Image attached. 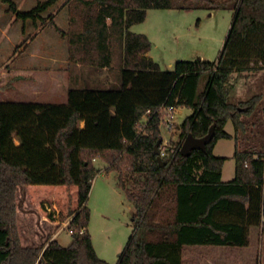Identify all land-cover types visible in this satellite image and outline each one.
Listing matches in <instances>:
<instances>
[{
	"label": "trees",
	"instance_id": "16d2710c",
	"mask_svg": "<svg viewBox=\"0 0 264 264\" xmlns=\"http://www.w3.org/2000/svg\"><path fill=\"white\" fill-rule=\"evenodd\" d=\"M0 1L16 20L35 25L60 0L27 11ZM72 7L82 10L79 32L75 21L68 32L48 24L70 38L72 59L95 68L110 67L112 42L123 41L122 83L70 88L66 103L0 101V264H110L97 255L89 231L98 158L119 173L118 186L135 209L117 264H183L186 247H248L250 229L264 228V148L238 136L247 133L244 118L261 97L230 99L233 73L256 69L248 65L254 55L239 52V44L254 39L264 68V0H76ZM193 8L235 13L224 52L218 63L177 61L163 70L146 55L150 38L131 28L151 9ZM163 106L193 110L165 164L155 153L163 142ZM229 121L235 136L225 130ZM212 128L205 150L182 155L188 135L204 138ZM220 139L236 142V177L229 182H222L227 158L214 155ZM65 223L72 231L67 247L54 238Z\"/></svg>",
	"mask_w": 264,
	"mask_h": 264
},
{
	"label": "rangeland",
	"instance_id": "374dc122",
	"mask_svg": "<svg viewBox=\"0 0 264 264\" xmlns=\"http://www.w3.org/2000/svg\"><path fill=\"white\" fill-rule=\"evenodd\" d=\"M13 1L19 10L27 11L34 8L38 2L46 0ZM75 1L60 0L44 12L43 20H39L35 25L32 21L25 23L16 20L13 22L16 17L9 12V5L0 1V101L67 102V99L62 98L63 93L59 86L70 84L68 81L69 72L83 74L87 70L86 67L89 66L82 64V69H80L81 67L77 68L76 65H73L78 63L76 59L72 60L70 64L65 61L60 62L67 56L70 38L62 36L56 27L50 26L48 23L53 20L55 13L63 8H68L72 15L71 22L77 23L72 30L79 32L83 26L82 10L75 9L76 11H73L74 9H71ZM234 14L230 10H217L212 13L204 8L151 9L148 11L147 19L143 23L134 25L133 29L149 33L153 43L150 54L164 70H173V64L177 61L203 59L218 63L225 49ZM66 22H63V15L59 16V26L69 31L71 23L68 25ZM39 34L40 36H38ZM254 44V39H251L238 46L239 52L244 54L249 52L252 56L254 55L248 65L256 66V69L239 68L233 73H236L237 77L245 79L247 83L246 85L242 84L243 88L240 87V91L236 90L239 87L236 86L230 101L239 103L247 101L255 95H260L261 100L254 114L244 118L247 122L245 128L247 133L240 132L238 140L244 144L258 143L264 148V68H260L258 65L260 61L256 57L257 51ZM111 50L116 55L115 66L119 68L122 52L124 54L123 41L115 39L112 42ZM60 74L65 76V82L61 80ZM82 76L83 82L79 85L83 87L103 86L100 83L92 84L84 79V74ZM112 79L114 83L109 87L121 86L120 71L118 74L114 73ZM206 82L207 80L204 81L203 86ZM189 113L190 110L186 108L177 110L176 125L170 133L163 127V124H160V129L163 128V133L161 130L163 140L168 139L174 146L178 143L181 125ZM144 127L145 122L143 121L139 125L140 132H144ZM227 128H230L229 130L236 135L232 121L228 122ZM16 143L19 144L17 140ZM234 145L235 140L232 142L223 140L219 143L216 152L218 155H232L235 151ZM94 164L100 171L93 182L88 200L91 210L89 231L99 258L110 264H117L119 256L123 253L134 231L132 216L135 209L126 194L117 185L119 173L108 171L109 174H107L104 170L106 162L99 158L98 161L94 160ZM225 168L226 176L229 173L232 175L233 159L226 164ZM131 180L129 178L127 182L131 183ZM48 210L51 211V208ZM67 225L65 223L54 236L64 247L69 246L72 242V231L67 229ZM253 236L258 247L250 255L251 258L247 264H264V250L262 251L260 246L261 239H264L262 226L254 231ZM184 256V264H197L198 259L203 258H207L209 262L201 261L199 264H211L214 263V260L219 259L210 249L202 250L200 248L190 249L184 253ZM220 262L217 263L220 264Z\"/></svg>",
	"mask_w": 264,
	"mask_h": 264
},
{
	"label": "crops",
	"instance_id": "0c3cea01",
	"mask_svg": "<svg viewBox=\"0 0 264 264\" xmlns=\"http://www.w3.org/2000/svg\"><path fill=\"white\" fill-rule=\"evenodd\" d=\"M149 11V10H148ZM212 13L214 11H211ZM64 13V14H63ZM14 15V14H13ZM63 15V22H68V25H70L71 23V17L72 15L70 14L69 12V9L68 8H63L61 9L58 13H55V16L53 18L54 20V23L56 26H58L60 29L64 30V31H68L66 29H63L62 27L59 26L58 24V19H59V16ZM16 17V16H14ZM16 21V18L13 19V22ZM27 22V21H26ZM25 22V23H26ZM66 22V23H67ZM19 23V22H17ZM16 23V24H17ZM134 27V26H133ZM133 27L131 28V31L132 32H135V33H141V34H145L147 35L149 38H150V35H148L149 33L147 31H136L133 29ZM25 32V31H24ZM42 33V32H40ZM40 36V34L38 35ZM69 48L67 49V56L65 57L64 60H60V62H67L68 64H70L72 62V59L71 58V53H70V45L68 46ZM151 52V51H150ZM149 53H147L146 55L152 59L153 56ZM115 53L112 52V63H111V66L110 67H103V68H95V67H86L87 70H85L86 72L83 73L84 76H85V80H88L89 82H92L93 83H100L102 84L103 86L101 87H97V88H109V85L113 84L114 83V80L112 79V76L114 73L120 71H122L123 69V52H122V55L120 57V67L117 68L115 66ZM155 60V59H154ZM203 60V59H202ZM156 61V60H155ZM158 62V61H156ZM73 63H75V61H73ZM159 63V62H158ZM160 64V63H159ZM74 66L76 65V67L82 69V64L81 63H75L73 64ZM174 65L175 63L173 64V68H174ZM162 67V66H161ZM163 69V68H162ZM164 70V69H163ZM78 71V70H77ZM82 73L80 72H76V73H70L69 72V75H68V81L70 84H66L65 86L61 85L59 86L60 87V91L61 93H63V99H67L68 98V91L70 88H85L81 85H79L80 83L83 82V75ZM236 74V73H235ZM233 74L232 75V86H233V89H232V92L235 90L236 86L239 88H236V90L240 91V87L243 88L242 86L243 85H246V80L244 79H241V77H237V75ZM112 75V76H111ZM60 77H61V80L64 81L65 79V76H63L62 74H60ZM247 79V78H246ZM60 80V81H61ZM243 81V82H242ZM65 82V81H64ZM243 84V85H242ZM57 85V84H56ZM91 88H94V87H91ZM242 90V89H241ZM232 92H231V95H232ZM28 102V101H27ZM31 102H34V101H31ZM181 108V107H180ZM179 109V108H178ZM177 109V110H178ZM183 109V108H181ZM186 109H189V108H186ZM190 110V113L187 117L191 116L193 114V110L192 109H189ZM186 117V118H187ZM230 122V121H229ZM228 124V123H227ZM83 125V124H82ZM165 129L166 127L163 126ZM227 129V130H226ZM230 128H227V125L225 127V130L232 136H235L233 134L232 131L229 130ZM161 130H162V133H163V128L161 127ZM167 130V129H166ZM223 140H228L229 142H232L234 139H220L215 148H214V155L217 156V157H225L227 158L225 164H224V167H223V170H222V182H229V181H232L235 177H236V160L233 158L234 156V153L232 155H218V153L216 152L217 150V147L219 145V143ZM234 147H236V142H235V145ZM231 159H233L234 161V170H233V173L232 175L229 173L228 176H226L225 174V167H226V164L228 162L231 161ZM96 161H98V159H96ZM109 165L106 163V166H105V172L107 174L108 171H106V168L108 167ZM100 171V170H99ZM118 185V183H117ZM121 188V187H119ZM122 189V188H121ZM123 191V189H122ZM124 192V191H123ZM125 193V192H124ZM258 230L257 227H252L250 229V236H249V240H250V243H249V246L248 247H245V248H237V247H213V246H197V247H186L184 250H183V264H184V260H185V256H184V253H186L187 251H189L190 249H195V248H200L202 250H205V249H210L216 256L219 257L218 260H214V263H211V264H218L217 262H224V264H247V262L249 263V260H250V255L253 253V251L256 250V248L258 247L257 246V242L255 240V237L253 236L254 235V231L255 230ZM262 230H264V228H262ZM260 246H261V250L263 251L264 250V239L262 240L261 239V242H260ZM227 254V255H226ZM199 261H197V264H199L201 261L202 262H209L207 260V258H203V259H198ZM220 262V264H221ZM204 264V263H203ZM205 264H208V263H205Z\"/></svg>",
	"mask_w": 264,
	"mask_h": 264
},
{
	"label": "built area",
	"instance_id": "2783aa9c",
	"mask_svg": "<svg viewBox=\"0 0 264 264\" xmlns=\"http://www.w3.org/2000/svg\"><path fill=\"white\" fill-rule=\"evenodd\" d=\"M177 112V108L163 106L159 110V114L161 116L160 124H163L167 131L170 133L173 131L175 123V114ZM147 121V118H144V122ZM160 157L161 158H169L173 154L177 152L176 146L172 145L168 139H164L162 144L159 147Z\"/></svg>",
	"mask_w": 264,
	"mask_h": 264
},
{
	"label": "water",
	"instance_id": "95a60500",
	"mask_svg": "<svg viewBox=\"0 0 264 264\" xmlns=\"http://www.w3.org/2000/svg\"><path fill=\"white\" fill-rule=\"evenodd\" d=\"M214 137V128H212L207 136L204 138L197 139L192 135H188L185 139L181 153L184 156H189L193 150L200 149L205 150L206 146L212 141ZM161 145V141L157 143L155 146V153L158 155V159L162 164H165V162L160 157V150L159 147Z\"/></svg>",
	"mask_w": 264,
	"mask_h": 264
}]
</instances>
